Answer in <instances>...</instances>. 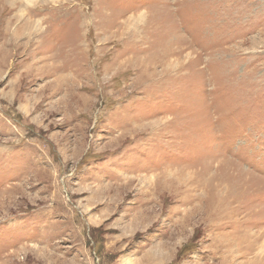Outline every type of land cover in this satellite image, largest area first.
I'll return each mask as SVG.
<instances>
[{"label":"rangeland","instance_id":"374dc122","mask_svg":"<svg viewBox=\"0 0 264 264\" xmlns=\"http://www.w3.org/2000/svg\"><path fill=\"white\" fill-rule=\"evenodd\" d=\"M263 251L264 0H0V264Z\"/></svg>","mask_w":264,"mask_h":264},{"label":"bare ground","instance_id":"6f19581e","mask_svg":"<svg viewBox=\"0 0 264 264\" xmlns=\"http://www.w3.org/2000/svg\"><path fill=\"white\" fill-rule=\"evenodd\" d=\"M254 250L260 251L259 249H256V245L255 244L251 243V244H248V245H246L244 247H239V249H237V253L239 255L251 254L252 251H254ZM260 253L261 252L257 253L256 256H255V260H254L255 264H264V255H263L264 251L261 253V256H260Z\"/></svg>","mask_w":264,"mask_h":264}]
</instances>
